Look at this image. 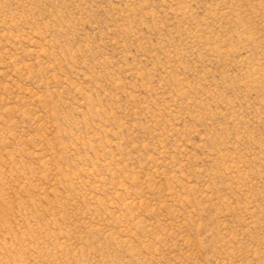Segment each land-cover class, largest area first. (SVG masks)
Wrapping results in <instances>:
<instances>
[{"label": "rangeland", "instance_id": "374dc122", "mask_svg": "<svg viewBox=\"0 0 264 264\" xmlns=\"http://www.w3.org/2000/svg\"><path fill=\"white\" fill-rule=\"evenodd\" d=\"M0 264H264V0H0Z\"/></svg>", "mask_w": 264, "mask_h": 264}]
</instances>
